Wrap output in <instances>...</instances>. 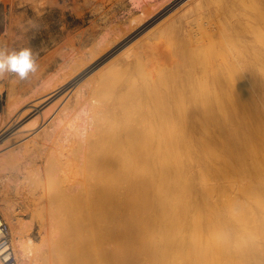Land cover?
Masks as SVG:
<instances>
[{
	"label": "bare ground",
	"instance_id": "obj_1",
	"mask_svg": "<svg viewBox=\"0 0 264 264\" xmlns=\"http://www.w3.org/2000/svg\"><path fill=\"white\" fill-rule=\"evenodd\" d=\"M8 1L12 5L10 15L15 9L14 0ZM30 1L36 8V12L52 4V0ZM129 1L135 7H142L144 16L148 17L147 21L151 20L150 14H152L153 8L156 9L157 0ZM170 4L173 2L163 4L159 9H167ZM236 5L237 7L232 9H226L222 5L216 7L215 24L211 25L214 28L213 31L209 32L212 29L200 31L198 27L204 21L201 22L197 19L201 24L193 30L199 29V31L187 35L189 38L184 41L183 54L192 55L196 49L197 54L206 51L205 49H203L204 51L198 50L200 47L198 45L207 37H214L217 45L216 49L214 48L211 52L212 54H202L201 60L198 59V63H193L196 65L193 66L191 79H187L180 85L175 83L173 86L172 81L171 88L166 90L168 91L167 95L160 101L155 98L157 102L153 105L149 103L151 97L148 90L149 99L144 107V120L141 118L136 122L133 121L135 124L131 122L117 124L105 141L96 144V147L91 150L90 156H87L86 149L91 148L97 136L104 132L99 121L100 115L105 110L112 108L113 102L107 101L109 98L105 101L106 95L101 98L104 99L103 101L95 96L89 99V96L96 90H100L105 82L102 84L98 83L100 80L98 82L95 80L94 84L102 85L99 88L96 84L91 85L88 92H84V94L89 93L88 96L80 95L84 100L81 101L80 109L78 108L79 111L77 110L76 114L74 112V115H71V111L67 109L68 104L62 102V99V104L66 103L67 105H61L64 107L61 113L53 111L55 105L61 103L59 101L46 112H41L42 105L48 104L49 101H57L66 95L68 88L79 84V74L72 76V73L63 72L62 75L57 76L59 77L58 81L53 82L51 79L45 84L41 83L44 85H42L41 91H31L33 93L28 95L27 105L11 121L7 123L5 118L0 117V136L7 133L6 135L9 137L21 131V127H17L16 123L29 113L35 114L32 119L33 123L39 121L40 118L44 127L40 134L45 135L48 129L50 131V128L56 130L55 127H58L60 121L68 117L70 113L73 119L69 135L71 138L76 136L79 138L78 143L76 138H73L75 141L69 149L60 146L51 149L54 152L52 155L56 159L53 162V167L49 168L51 183L46 185V188L50 187V192L46 191L44 187L41 188L46 191H43L41 199L45 206L43 210L45 209L46 213L44 211L45 214L40 216L42 218L37 220L38 227L41 228H39L40 233L37 231L39 235L36 234L39 236V240H35L30 235L32 230L29 233L28 228L32 226L29 224L28 227L27 219L30 216L24 218L25 222L24 219L20 220L17 217L18 214L16 215L14 212L15 200L22 202L25 209L31 212L35 210L33 207H36L35 204L39 200L34 197L37 203L33 202L34 184H32L31 191V188H26L29 182L25 183V181L30 178L32 171L37 169V166L34 169L31 162L21 163L15 157L10 145L8 150L0 151V171H4L0 174V205L2 216L8 220L15 231L14 237L11 234V239L18 264H62V253L57 251L60 245L58 242L49 245L48 241L56 239L55 241L61 243L66 239L67 242V236H69V240L79 242L80 245L75 242L78 246L75 251L78 249V252H90L95 255L92 264H264V1L238 0ZM35 8H32L33 11ZM187 10L195 11L192 10V7L191 10L189 7ZM15 16L13 14V17ZM200 17L198 16L199 19H201ZM154 19H156V14ZM169 20L171 19L169 18ZM163 22L164 17L161 23ZM146 23L148 24L145 22V18L141 19L134 27L130 28V31L134 29V34L139 33ZM169 23L167 22V24ZM162 25L161 29L165 27ZM209 25L208 27L211 28ZM168 42L170 43L172 40ZM131 43L133 42H129V44ZM133 44L136 45V43ZM140 44L138 45L141 48ZM147 45L152 44L148 42ZM133 46L132 48H134ZM204 46L203 48H205ZM121 52L124 53V50L119 54H122ZM151 52L152 56L150 57L153 59L151 61L154 62V54ZM163 52V55L167 53L166 50ZM131 53L138 62L142 54L139 57L138 53L137 55L133 51ZM168 55L169 53L163 59L165 58L167 61L171 54ZM115 57L113 60H116ZM156 57V62H158V59L161 58ZM171 58L169 59L171 60ZM107 61L109 62V60ZM140 61L142 64L145 63L143 60ZM146 62L149 63L147 60ZM156 62L152 64L156 66L155 70L157 71ZM160 62L163 61L158 62L159 65H162ZM135 64L133 63V66ZM152 64L149 66L147 64L149 71L152 69L150 68ZM83 66L85 67L83 64L81 69ZM115 66L116 63L112 64L116 70V67L119 66ZM123 66L120 67L123 68ZM126 67L128 68L127 65ZM142 67L140 73L145 72L146 74L147 67L145 66V71L141 72ZM100 68L98 66L97 69L100 70ZM88 69L86 70L88 71ZM135 69L139 70L134 68V71ZM127 70H125L126 74L131 71V68L129 72ZM94 71L92 72L94 73ZM119 71L120 73L117 72V75L122 74V70ZM160 71L163 72L162 69ZM158 72L157 74H159ZM107 73L104 74L107 76ZM100 74L102 76L103 73L100 72ZM126 74H124L125 77ZM133 74L137 75L135 72ZM161 74H159L160 77L164 75ZM150 75L149 78H145L153 79L154 74L151 79ZM89 76L86 75V79ZM92 76L94 75L92 74ZM125 77L120 78L123 80ZM140 77L141 74L138 80L142 78ZM128 78L131 79L130 76ZM127 79H124L125 83H129V79ZM90 80L85 81L88 84ZM83 81L80 84L84 83ZM144 81V79L140 80V83L142 84ZM159 81L158 83L166 82L164 79ZM90 83L92 84V82ZM131 83L120 86L126 88L125 86L129 87ZM150 83L152 82L150 81ZM152 85H154V81ZM152 85L148 86L152 88ZM159 85L163 87L162 84ZM142 86L140 87L142 89L145 87V91L149 89H146V84H142ZM110 87L113 89L112 86ZM82 88L85 89V87ZM82 88L80 91L83 90ZM118 88L120 87L118 86ZM121 89H119L120 93ZM140 90L141 96H144V91ZM153 90L152 92H155ZM43 91L46 92L43 94ZM113 91L115 90H110V94ZM122 91L124 93L123 89ZM130 91L131 89L128 92ZM116 93L111 95V100L121 96ZM102 94L104 93L102 92ZM145 96L142 98L143 100ZM17 107V103L9 104L11 112ZM81 119V124L77 123ZM66 131L61 128L57 134L61 136ZM65 146L67 147V145ZM65 151H69L70 157L62 159L60 156L65 154ZM22 164L27 173L15 194L18 197L19 194L24 195L23 191H25L27 195L24 196L26 198H22L24 201L19 198V200L15 198L14 200L9 195V186L16 179V174L20 171L19 168ZM33 180L29 185L33 183ZM41 205L40 203V207ZM37 210H35L36 213H33L37 214ZM41 213L39 208L38 214ZM31 219L29 222L33 221ZM48 226L53 229L48 231ZM58 227L69 231V234L62 232L63 234L60 235L58 232L63 229L58 231ZM61 237L63 238L59 239ZM63 244L61 245L63 246ZM70 244L73 246L72 241ZM68 251L66 250L67 255ZM59 252L61 251L59 250ZM66 252H63L62 256ZM72 254L74 255L73 252H71ZM81 255L83 256V254ZM85 255L88 258L91 256ZM93 255L92 257H94ZM78 256L80 258L78 257L77 260L80 259V263H82L81 258L83 257ZM67 258L72 259L69 258V255ZM84 258L87 260L86 257ZM89 260H92L91 257ZM90 261L87 260V263ZM63 263L65 264V262ZM0 264H3L1 260Z\"/></svg>",
	"mask_w": 264,
	"mask_h": 264
},
{
	"label": "rangeland",
	"instance_id": "obj_2",
	"mask_svg": "<svg viewBox=\"0 0 264 264\" xmlns=\"http://www.w3.org/2000/svg\"><path fill=\"white\" fill-rule=\"evenodd\" d=\"M29 1L30 0H26L25 2H24V0H14L13 3H14L15 9H13L12 13L14 14V16L15 15L16 16L13 17L12 13L9 15L10 8L12 6L11 3H9L8 0L7 1L0 0V48H7L9 51H12V50L18 51L22 48H30L36 54V60H37V63L39 65L37 72L33 75H30L29 78L26 80H20L19 77L15 76L14 74H7L4 77L0 78V117L5 118L7 123L9 121H11L17 115V113L19 111H21V109L25 108L24 106L27 105L28 99H29L28 95L30 93L31 94L33 93L31 91H33V90L35 92L41 91V89H43V86H44L43 84H42L43 85L42 86L41 83L45 84L46 81H49L51 79L53 82L58 81L57 79H59V77H57V76L62 75L63 72L64 73H72V76H78V74H79V76H80L79 81L82 82L84 80L83 81L84 83L80 84V82H78L80 85L74 84L73 86H71V88L67 89L68 92L66 93V95L64 97L57 99V101H55V100L49 101V102H51V103L48 102L49 105L47 103L45 105H42L41 112H46L51 107H53V105H55L58 101L61 102V99H62V102L64 101L68 104L67 105L66 103H63L64 105H67L68 111L70 110L71 111L70 113H72L71 115H74V112L76 114L77 110L79 111L80 103L82 100H84V99H82L83 96H80V95H84L85 97L88 96L89 93L84 94V92H88L89 86L96 84L97 87L99 88L100 85H102L105 82L104 83L105 89H104V84H103L101 86L100 90H98V91L96 90L94 93H92L91 96H89V99L92 98L93 96H95V97H99L100 100H102L101 98H103V95H106V98H105V101H106L107 98L110 99V97H111V95H113V93L115 95V93L117 91H119V92H117L116 95L121 94V96L114 99V100L107 99V101H109V102L112 101L113 104H111L112 108L105 110L100 115V118H99V121L101 123L100 125H101L102 129L104 130V132L100 136H97V139L92 144L91 148L86 149L87 156H90L92 154L91 150H93L94 147H96V144H101V142L105 141L109 137V135L112 132L111 130H113L117 124H119V123L128 124L130 122L134 123L138 119H141V118H143V120H144V107H145V104L148 103V100H147V99H149L148 93H150V97H151L150 99L152 100V102L150 100L149 103H151V105H153L157 102L156 99H158V101H160L167 95L168 91H166V90L171 88L172 81H173V84H172V86H173V85H175V83L180 85V84H183L184 81H187V79H191L190 76L192 74L193 66L196 65L193 63L194 62L198 63L199 62L198 59L201 60L200 56H202V54L206 55V54L211 53L214 48L216 49L217 45H216V40L214 39V37H212V38L207 37V38H205L206 40L203 38L205 40V42H204V40L201 41L200 45H198V46H200V47H198V50L204 51L203 49H205L206 50V51H204L205 53L200 52L201 53L200 54L198 52L199 54H197V49H196L192 52V55H187L185 53L183 54L182 47H183L184 41L187 38H189L187 35H189V34L192 35L195 32L199 31V29H200V31H208V29L209 30L212 29L209 32L213 31L214 28L211 25L215 24V13H216L215 10H217L218 6L222 5L226 9H232V8L237 7L236 3L238 2V0H219V1L218 0H175V2H174V0H157L158 3L155 6L157 10L153 8V11L151 12L152 14H150L151 20L147 21L148 17L144 16L145 14H144L143 8L133 6L131 3H129L130 2L129 0H52L51 6H46V8H44L38 12H36V8L34 7V5L32 6V2L31 1L29 2ZM151 1H153V0H151ZM261 1H264V0H261ZM97 2H100V3L98 4ZM171 2H173V4H170L171 5V6L169 5L170 7L168 6L167 9L165 8L166 10L163 9L164 13H163L162 9H159L163 4H169ZM213 3H215V4H213ZM199 6H201L202 8H200V9L196 8L198 10L197 11L195 9V7H199ZM31 7L35 8L34 9L35 12L33 11V9ZM188 7L190 8V10L192 7V10H195V11H192V12L188 11L189 10V9L187 10ZM158 12H159V14H158ZM171 13H172V15H170ZM213 13H214V15H213ZM155 14H156V19H154ZM159 15H160V17H159ZM198 16L199 17L201 16L200 17L201 19H199ZM18 17H19V19H18ZM163 17H164L165 23L164 22L161 23L163 21ZM144 18H145V22H148V24L146 23L145 27L143 29L141 28L142 33H141V31H139V33H135L136 34L135 35L133 32L134 29H131V31H130V28L134 27L138 21H140L141 19H144ZM169 18L171 20H169ZM187 19H189V20L187 21ZM197 19L200 20L201 22L204 21L202 23V25H199L201 23ZM154 20H155V22H154ZM169 21H171V22L169 23ZM150 22L151 23L153 22V23L151 24ZM167 22L169 24H167ZM197 22H199V23L197 24ZM192 23L195 24V25L193 24L194 27L192 26ZM15 24H17L19 26L15 25ZM13 25H15L17 27H15ZM152 25H154V26L151 27ZM156 25H157V27H156ZM161 25H162V27L163 26H165V27H163L161 29L160 28ZM170 25H171V27H170ZM198 25H199V27H198ZM208 25L211 28H209ZM188 26H189V28H188ZM201 26H202L203 30H201L202 29ZM196 27H198L199 29H197V30L195 29L196 31L193 30ZM223 28L226 29L227 27H223ZM146 30L149 32H147ZM183 33H184V36H183ZM120 36H122V37L119 40ZM125 37H126V39H125ZM127 37H128V39H127ZM176 38H178V39H176ZM116 40L119 42H117ZM167 40L168 41L172 40V42L169 43ZM115 41H116V43H115ZM129 42L136 43V45L141 43L140 44L141 48L139 47V45H138V47H136L135 44H133V43L129 44ZM148 42H149V44H152V45H150L151 47L149 45H147ZM158 42H161V43H158ZM167 43H168V45H167ZM203 43L205 46L202 45ZM206 44H208L207 46H208L209 50H208ZM126 45H127V47H126ZM132 45H134L133 47L135 49L132 48ZM142 45H144V46H142ZM162 46H163V48H162ZM203 46L205 48H203ZM108 47H110V48H108ZM128 47H130L132 49H130ZM106 48H108V49H106ZM113 49L115 50V52ZM163 49L166 50V52H167V53H165V55L168 53H169V55L171 54L170 57H168L169 55L167 56L168 57L167 61L165 60V58L163 59V57H165V55H163L164 54ZM123 50H124V53L121 52L122 54H119L120 51H123ZM126 50H128V51L125 52ZM160 50H162V51H160ZM132 51L136 55L138 53L139 57L141 56L140 54H142V56H144V57L141 56L143 59L140 57L139 60H143L145 63L142 64V61L139 62V60H138V62L141 63V64H139L137 62V60H135L133 54L131 53ZM150 52L152 54H154V59H155L154 62L151 61L153 59H152V57H150V56H152L150 54ZM162 52H163V54H162ZM136 55H135V57H136ZM196 55H198V56H196ZM114 56H116L115 57L116 60H113ZM131 56H133V57H131ZM156 56L161 58V59H158V62L163 61V62H160V64H162V65H159L158 62H156L157 61ZM145 57H148V59H145ZM169 58H171V60ZM131 59H133V60H131ZM107 60H109V62ZM112 60H113V62L115 61L114 63H116V66L117 65L119 66V67L115 66L117 68L116 70H115V68L112 67V64L114 65L113 62L111 63ZM146 60L149 63H147ZM168 61L170 64L167 63ZM155 62L157 64V68H158L157 71H159L158 73L164 74L165 77L162 74H161L162 75L161 77L159 74H157V71L155 70L156 66L152 64V63L155 64ZM126 63H129V64H126ZM133 63L134 64L136 63L137 65L135 64L133 66ZM166 63H167V65H166ZM174 63L176 64V66ZM83 64L85 65V67L83 66L81 69V66ZM125 64L128 66L129 69L131 68V71L132 70L134 71V68L139 69L138 71L136 69L134 71L135 75L139 74L138 77H136L137 75L134 76V74H133L134 72L133 71L131 72L126 67ZM147 64H148V66L150 64L153 65V66L151 65V67H150V68H152L151 71L148 70L149 67H147ZM96 65H97V67H96ZM122 65H124L125 67L124 66H123V68L120 67ZM142 65H145L147 67L148 71L146 72V74H145V72H143V71H145L146 68H145V66L142 67ZM98 66H99V68L102 66L101 67L102 69L101 68H100V70L97 69ZM139 66H140V68L142 67L141 72H143V73H140ZM85 68L86 69L90 68V69H88V71H87ZM92 68H93V70H92ZM125 68H127L128 70ZM107 69L109 70L108 73H107V71H108ZM161 69L163 70V72L160 71ZM102 70H103V72H102ZM119 70H122V74L124 72H125L124 74L127 73L125 70H127L128 72L129 71L131 72V73L129 72L128 74H126L127 78H128V76H130L131 79L128 78L129 80L123 74V76L125 77L124 79H127L129 83L132 82L131 86H129V87L125 86L126 88L122 87L126 84L129 85V83H127V82L125 83L124 79L122 80L120 78V77L123 78L122 74L117 75L118 74L117 72L120 73ZM170 70H171V72H170ZM92 71H94V73ZM104 71H106V72H104ZM100 72L103 73L102 76H100L101 75ZM89 73H92L94 76H92V74H89ZM104 73H107V76L109 75L110 78L108 79L109 76L107 77ZM131 74H133V77H131ZM140 74L142 77V78L140 77L141 78L140 80L142 81L144 79L145 81H147V82L144 81V83H142V84H146V89L149 88L146 91L144 90L145 87H144V89H142L140 87V86H142V84L140 83V80H138ZM152 74H154V78L152 77ZM86 75H88V76L90 75L91 77L89 76L86 79ZM103 75H104V77H103ZM144 75H146V76H144ZM149 75H150V79H151V77L153 79L149 80V79L145 78V77L149 78ZM157 75H159L158 76V78L160 77L159 79L157 78ZM114 76H116V78H114ZM105 78L108 80H110V79L111 80L110 81H108V80L104 81ZM113 78L115 79V82H113L114 81ZM88 79H91V80L93 79V81L90 80V82H92V84L90 82H89L90 85H89V83L88 84L86 83L87 81H85V80H88ZM162 79H164V81H166V82H163ZM178 79H180V80H178ZM95 80H97V81H95ZM152 80L154 81V85H152L153 84ZM155 80H156V82H155ZM157 80L158 81L160 80L159 82L162 81V83H158ZM94 81L95 82L99 81L98 83H102V84H98V83L94 84ZM120 81H122V82L124 81V82L121 83ZM150 81L152 83H150ZM108 82L116 83V84L118 83L119 85L117 84V86H115L116 84H111ZM135 82H137V83L135 84ZM163 83L166 85L167 88L164 87L165 85ZM84 84H87L88 86L84 85ZM139 84H141V85L139 86ZM147 84L150 87L152 85V88H150ZM159 84H162L164 88ZM107 85H109L108 86L109 88L106 87ZM120 85H122V86H120ZM110 86H112L113 89ZM118 86L120 88H118ZM82 87H85V89L88 87L86 89L87 91ZM178 87H180V86H178ZM81 88L83 90L80 91ZM121 88L124 90V93H123ZM128 88L131 89L130 92H128L130 90ZM157 88H159V89H157ZM109 89L111 91L112 90H115V91H113L112 94H110ZM119 89H121V93H120ZM139 90L141 92L144 91L143 94L146 95V96L145 95L144 96H145V99L147 102L145 101V99L144 100L142 99V98H144V96H141L142 93H140ZM152 90L155 92H152ZM159 90H161V91H159ZM125 91H127L128 93ZM147 91H148V93H147ZM158 91L160 92V94ZM45 92L46 91H43V94ZM102 92L104 94H102ZM105 92H107V93L109 92L108 93L109 95L106 94ZM161 92L166 93V94L163 95ZM39 95H41V94H39ZM160 95H162V96H160ZM78 101H80V102H78ZM62 102L55 105V107L53 108L54 113L57 111H60V113H61L64 110V109H62V108H64V107H62L63 106ZM10 103H15V104L17 103L18 104L17 109L13 110V112H11L12 110L9 109ZM54 113H51V114H54ZM70 113H69L68 117H65L64 119H62L60 121V125L58 127L57 126L55 127L56 130H53L52 128H50V131L48 129V131L45 135L40 134L44 130L43 123L40 122V118H39V121L33 123L34 120L32 121V119H34L35 114L29 113V114L24 115L16 123L17 127H21V129H22L21 131H19L18 133H15L9 137H7V135H6L7 133L0 136V151L1 152L8 150V146L10 145L11 148L13 149L15 157L18 158V160L21 163L26 164V163L31 162V165H32V167H34V169L37 166V169L32 171L30 178H29V179H31V178L34 179V180L31 179V180H33L32 181L33 183H31V185H29V183L31 181L29 179H27L25 181V183H27V181L29 182L27 184L26 188H28V189L31 188L30 189L31 191H32L33 186H34V188L36 187L35 190L33 188L34 193L32 191V195L33 194L35 195V196L33 195V202L35 201L37 203L36 199L38 198L37 200H39L38 201L39 205H37L38 203L35 204L36 207L34 206L33 209L39 210V208H40V211L42 212L40 215L38 214V210H37V214L39 215V218L37 217V214H35L36 213L35 210H32V212H31V211L25 209V206L23 205L22 202H19V201L17 202V200H15V199L19 198L21 201H24L23 199L26 198L24 196L27 195L25 191H23L24 195L19 194L18 197H17V194H15L17 189L19 188L20 182L25 180L24 175H25V173H27L26 169L23 168V164L19 168L20 171L16 174V179L9 186V189H10L9 195H11V198L13 197L12 199L15 198L14 200L16 202V205H14V210H15L14 212H16V215L18 214L17 217L20 218V220H23L24 218H28V216H30L27 219V221L29 222L31 219V216L33 215L32 219H31V220H33V221H31L32 225H31V222H29V223L27 222V224H28V227H29V224H30V226H32L31 227L32 229L29 227L28 230H29V233H30V230H32L30 235L32 237H34L35 240H39V236H37V235H39V233H40L39 232L40 226L38 227V224H39L38 221L40 220V218H42L40 216H43L46 213L45 209L43 210V207L45 208V206L41 202L42 195L44 194L43 191L48 190V192H50V190H51L50 187L46 188L51 183V180L49 177L51 173L49 171V168L53 167V162H55V159H56V157L54 155H52V153H54V152H52L51 149L53 147H57V146H60L61 148L65 147V148L69 149L75 140L77 141V143L79 140V138H77L78 136H76L75 137L76 139H75L74 137L71 138V135H69L70 130H71V123H72L71 121L73 119V118H71L72 116L70 115ZM78 121L79 122H77V123L81 124L82 119L78 120ZM43 122H45V121H43ZM46 122H48V121L46 120ZM135 126H137V125H135ZM58 128L60 130H61V128L66 129L67 131H66V133H63V135L60 136L57 134L60 132V130ZM69 138H71V139H69ZM4 140H5V142H4ZM71 140H73V141L71 142ZM1 141H2V143H1ZM65 145H67V147ZM75 145H76V143H75ZM58 156H60V154H58ZM60 157L62 159L70 157L69 151H65V154H62V156H60ZM3 172L4 171H0V174ZM32 184H34V185L32 186ZM42 187H44L45 190L41 189ZM38 190H39V192H38ZM40 190H41V192H43L42 194H41ZM36 193H37V195H36ZM34 197L36 199H34ZM40 203L42 204L41 207H40ZM44 211H45V213H44ZM33 212H35V213H33ZM30 213H33V214H30ZM0 214L1 215L3 214L2 209H1V205H0ZM28 214H30V215H28ZM2 217L4 218V216H2ZM4 220L7 222L8 226L10 228V232L12 234V237H14L15 231H13V228L9 224L8 220L6 218H4ZM25 220L26 219H24L23 221H25ZM47 229H48V231L49 230L51 231V229H53V227L50 228L48 226ZM61 229H63V230H61ZM59 230H61L60 232H58V233H60V235L63 234L62 232L69 234V231H67V230L65 231L64 228L58 227V231ZM67 237H68L67 242L65 241L66 239L62 240L64 244L62 243V241H61V243H60V241H55L56 239L55 240L51 239L48 241L49 245H52L53 243L56 244L57 242L60 245V247L58 248L57 251L60 254L62 253L61 254V258L63 259L62 264H64L63 262H65V264H66V261H67V264H73V263L74 264H78V263L79 264H82V263L85 264V263H87V260L90 261L89 260L90 257L92 259L90 261L92 264V262H94L93 260H95V255H93L90 252H85V253L78 252L79 251L78 249L75 251V248L76 247L78 248L77 244H79V242L77 243L75 241L77 243L76 244L75 242H73L74 240H69V236H67ZM62 238L63 237H61L59 239H62ZM65 238H66V236H65ZM71 241L73 243V246L70 244ZM67 243H69L72 247ZM61 244H63V246L65 244H67V245H65L63 247ZM61 248L66 249L67 251L69 250L68 255H69V258H72V259H68L67 258L68 255H67L66 250L64 251ZM72 248H73V250H72ZM59 250L61 252H59ZM70 250H71V252L74 253V255L72 254L73 257L71 255ZM63 252H66V254H64V256H62ZM75 252H77L78 255L83 257V258H81L82 263H80V259L77 260V258L79 256ZM81 254H83V256ZM84 254H88L89 256L90 255L91 256L88 258V256L87 255L84 256ZM92 255L94 257H92ZM74 257H75V262H74ZM84 257H86L87 260H85ZM83 260H84V262H83ZM76 261H78V262H76ZM90 262L87 264H90Z\"/></svg>",
	"mask_w": 264,
	"mask_h": 264
},
{
	"label": "clouds",
	"instance_id": "obj_3",
	"mask_svg": "<svg viewBox=\"0 0 264 264\" xmlns=\"http://www.w3.org/2000/svg\"><path fill=\"white\" fill-rule=\"evenodd\" d=\"M36 54L30 48L9 51L0 48V78L14 74L20 80H26L38 70Z\"/></svg>",
	"mask_w": 264,
	"mask_h": 264
},
{
	"label": "built area",
	"instance_id": "obj_4",
	"mask_svg": "<svg viewBox=\"0 0 264 264\" xmlns=\"http://www.w3.org/2000/svg\"><path fill=\"white\" fill-rule=\"evenodd\" d=\"M0 260L3 264H18L12 246L10 228L1 214H0Z\"/></svg>",
	"mask_w": 264,
	"mask_h": 264
}]
</instances>
